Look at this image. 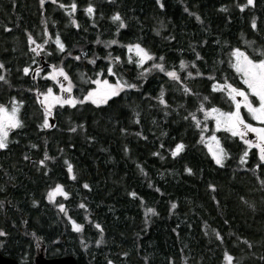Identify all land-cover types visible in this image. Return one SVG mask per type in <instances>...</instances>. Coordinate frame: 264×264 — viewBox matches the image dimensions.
<instances>
[{
	"label": "trees",
	"instance_id": "obj_1",
	"mask_svg": "<svg viewBox=\"0 0 264 264\" xmlns=\"http://www.w3.org/2000/svg\"><path fill=\"white\" fill-rule=\"evenodd\" d=\"M160 4L0 0V74L7 81H0V105L19 104L22 122L0 149L1 255L19 264H34L38 254L71 255L77 264H264V162L250 149L242 163L246 145L221 131L227 158L216 164L190 115L202 124L201 104L225 108L223 93L212 85L240 84L229 66L233 48H244L253 58L249 43L264 52V0ZM89 5L91 17L85 11ZM116 13L124 28L111 20ZM57 35L63 52L54 43ZM113 39L117 43L105 47ZM136 43L179 80L155 70L143 77L149 63L127 62L125 46ZM36 44L43 45L39 54L32 51ZM41 57L47 66L64 68L79 99L98 73L112 79L106 69L115 57L120 59L114 66L137 87L100 107L56 106L44 128L38 93L54 86L41 76L47 71ZM178 143L183 150L173 156ZM56 184L67 197L51 203L47 193Z\"/></svg>",
	"mask_w": 264,
	"mask_h": 264
},
{
	"label": "snow or ice",
	"instance_id": "obj_2",
	"mask_svg": "<svg viewBox=\"0 0 264 264\" xmlns=\"http://www.w3.org/2000/svg\"><path fill=\"white\" fill-rule=\"evenodd\" d=\"M43 3V0H41ZM157 4H160V0H156ZM248 5L253 4V0H247ZM163 7L162 4H160ZM64 7V5H61ZM76 5L73 3L71 5V9L74 11ZM245 5H239L241 11L244 10ZM86 13L89 17L93 14V7L89 5L85 9ZM187 11V10H186ZM197 20L200 19L199 16L196 17ZM111 20L116 23L118 22V28H124V21L121 19L118 13L114 14L111 17ZM73 25H76V21L72 20ZM78 26V25H77ZM252 28L256 29L255 18L252 21ZM45 37L48 36L47 31L44 33ZM28 40L30 43H34L32 36L29 35ZM44 43H48V40L45 39ZM54 43L56 47L63 52L64 44L61 42L60 37L57 35ZM117 43L116 40H110L105 42V47H108L111 44ZM43 47L42 44H36V47L32 49L33 52H36L37 49H41ZM128 52V62H134L137 67H141L146 61L153 60L152 54L149 53L145 48H143L139 43L136 44H128L125 46ZM37 54H39L37 52ZM260 55L264 57V52H261ZM135 57V60H133ZM79 57H77L78 59ZM119 57L113 58L114 61H119ZM164 57L161 56L160 60L163 61ZM90 63H94V61L90 60ZM230 66L234 69L236 74L238 75L240 82L245 86L243 89L240 87L233 86L231 83H228L227 80L224 81L222 85L213 84V91L221 90L226 91L228 97L232 101V105L234 106V110L223 112L217 108H211L209 110H205L203 104H201L199 111L204 112L205 118L212 116L215 120L216 129H224L229 132L233 137H239L248 148L255 147L258 150V157L261 162H264V58L261 59H253L250 58L244 51H241L238 48H233L231 50V59ZM52 67V66H50ZM186 67L185 62L183 60L180 61V68L184 69ZM195 67V65H193ZM153 69H158L161 72H164L168 77L179 80L177 72L174 70H166L164 64L154 62L152 64ZM0 69H3V65H0ZM108 73L114 75L112 62L110 61L108 65ZM25 74H28L29 69L25 67L23 69ZM147 72L148 69L145 68L143 70ZM39 68L35 70L36 75H39ZM143 74V73H142ZM189 76L192 75L191 72L188 73ZM196 75H200L199 71H197ZM99 77V73L97 74ZM47 77L52 81L56 82L61 93H66V96H62L60 94H54L53 88L48 87L46 93H38V95H43V107L45 111V120L42 127H49L47 116L51 114V109L54 105H59L63 107L64 105H68L70 107H74L77 104H83L85 101L90 102L92 105L97 107L108 105L109 101H112L113 98L119 96L120 92L125 89H135L137 87L134 83H128L123 81L122 79H117L115 83H110L108 79H94L92 83L96 85L95 88L87 91L85 95H83L82 99L75 97L73 93V84L69 80V76L66 74L63 67H52V71L47 74ZM58 77H62L63 81H67V84L58 80ZM0 81H4L7 83L4 75L0 74ZM185 92H188L187 88H184ZM254 97L258 103H254L253 100L250 99ZM160 103L164 104L165 101L163 97V90L160 94ZM239 97V99H237ZM208 97H204V100H207ZM115 102V101H113ZM22 103V101L20 102ZM245 110L248 115L251 117L253 121L258 122L259 126H254L252 123L246 121V119L241 114V109ZM19 105L14 101L11 109L6 108L4 105H0V149H4L8 144V135L9 131L15 129L17 127L22 126V122L18 117ZM193 121L195 122L197 127H201L199 120H197L194 113H190ZM207 129V125L203 126ZM74 131L75 129H71ZM253 134L255 139H248L249 134ZM201 136L203 138V132H201ZM209 143L207 144L208 151L212 155V159L216 164H222V154H224V150L220 147L219 140L213 134L212 136L207 138ZM215 143V149L213 148V143ZM35 147V145H33ZM183 144L178 143L175 146V149L172 150V155L176 156L179 151L183 150ZM248 155L247 149L241 155L240 159L243 163L245 158ZM48 159L47 153H45L44 159L40 161V164H44V161ZM67 164V161L65 162ZM69 178H72V165L67 164ZM186 171H190V169H186ZM87 187V185H85ZM56 195H61L67 197V193L63 191L62 186L60 184H56L54 189H51L47 193V199L49 202H52ZM131 195H135L132 193ZM2 206V203H0ZM61 211H64L65 205L60 203L57 205ZM83 207V205H81ZM175 207V205H173ZM149 211H152L149 209ZM73 229L77 232L81 230V225L73 222ZM97 228L100 226L97 224ZM5 235L3 231H0V236ZM96 243L99 245L102 243L101 240H97ZM82 245L86 248L87 245ZM224 259L226 261H231L232 257L225 253ZM111 264V262H110Z\"/></svg>",
	"mask_w": 264,
	"mask_h": 264
},
{
	"label": "rangeland",
	"instance_id": "obj_3",
	"mask_svg": "<svg viewBox=\"0 0 264 264\" xmlns=\"http://www.w3.org/2000/svg\"><path fill=\"white\" fill-rule=\"evenodd\" d=\"M51 1H53V0H51ZM54 41H55V39H54ZM244 45H245V44H244ZM251 45H252V44L249 43V46H250V47H248V46H247V47H248L250 53H251L255 58H253L252 56H250V55L246 52V50H245L244 48H243V49L240 48V50H241V51H244L245 54H247L250 58L257 59V60L263 58V57L260 55V53L262 52V50L259 49V48H255L254 46H251ZM35 47H36V45H34V48H35ZM41 49H42V48H41ZM41 49H37L36 52H40ZM126 51H127V48H126ZM128 55H129V54H128V52H127V56H128ZM133 58H134V60H135V57H133ZM230 59H231V53L229 54V62H230ZM42 61H43V63H45L44 60H42ZM111 62H112V61H111ZM127 62H128V60H127ZM154 62H156V63H160V62H158V60L154 59V57H153V60L146 61V62L142 65V66H144V65H146V64L148 65V63H149V66H148V67H145V68L148 69V71H147V72L142 71V73H143L142 76H143V77H146L147 75H149V74L151 73V71H153V70L157 71L158 73H163V74H165L164 72H161V71H159L158 69H153V68H152V64H153ZM114 63L116 64V61H115V62H112L113 72L115 73L114 75L108 73V70H107L108 67H107V69H106V75H107V76H108V75L112 76V79H108V78L102 76V74H99V77L97 76L96 79H97V78H99V79H108V81H109L110 83H115L116 80L119 78V79H122L123 81L128 82V81L123 77V75L121 74V72H119V71L117 70V67L114 66ZM229 66H230V63H229ZM46 67H47V71H45L43 74L41 73L42 78L48 79V80H50V81L53 83V86H54V88H53V93H54V94H60V95H62V96H66V95H67L66 93H61V92H60V89H59L58 85L56 84V82L52 81L51 79H49V78L47 77V74H48L49 72L52 71V67H59V66H52V67H50V66H46ZM145 68H144V69H145ZM230 68H231V70L236 74V72L234 71V69H233L231 66H230ZM144 69H143V70H144ZM165 75H166V74H165ZM236 75H237V74H236ZM166 76H167V75H166ZM237 78H238V80H239V82H240V79H239L238 75H237ZM58 80L61 81V82H63V83H65V84H67V81H63V78H62V77H58ZM69 80H70V77H69ZM70 81H71V80H70ZM80 81H81V82L83 81L84 84H88V81L82 79L81 77H80ZM90 83H91L92 87L89 88L87 91H89V90H91V89H93V88L96 87V85H95L94 83H92V81H91ZM128 83H129V82H128ZM223 83H224V82H223ZM223 83H218L217 85H222ZM228 83H229V82H228ZM72 84H73V83H72ZM233 86H235V85H233ZM236 87H240V88L243 89L245 86L240 82V84L237 85ZM87 91H86V93H87ZM217 91L223 93L224 104H225L226 106H225V108H220V107H214V108H217V109H219L220 111H223V112H228V111H232V110H234V106L232 105V101H231L230 98L228 97L226 91H221V90H217ZM45 93H46V92H45ZM86 93H85V94H86ZM72 94L74 95V86H73V93H72ZM85 94H84V95H85ZM74 96H75V95H74ZM237 99H239V97H237ZM250 99L253 100L254 103H258V101H256L254 97H251V96H250ZM42 101H43V95H39V103H40V104L42 105V107H43ZM85 102H87V101H85ZM12 105H13V103L10 104L9 106H5V107L8 108V109H11ZM18 105H19V104H18ZM56 106H59V105H54V106L52 107V109H51V114L47 116L48 123H49V121L52 119V112H53V110H54V108H55ZM211 108H213V107H211ZM211 108H208V109H205V110H209V109H211ZM43 110H44V107H43ZM19 114H20V105H19V111H18V117H19V119H20V115H19ZM202 114H203V119H204V121L202 122L201 127H200L201 132H203V138H202V136H201V138H202V140H203L204 143H205V147H206L207 151H208L207 144L209 143V141H208L207 138L210 137V136H212L213 134H214V135L217 137V139L219 140L220 147L224 150V147H223V145H222V143H221V140H220V138H219V136H218V133L221 132V131H222V132H227V131H225L224 129H216V126H215V120L212 118V116H209V117L205 118V116H204V112H202ZM241 114H242V116L246 119L247 122L252 123L254 126H259V125H258V122L253 121V120L251 119V117L248 115V113H247L245 110H243V108L241 109ZM44 120H45V111H44ZM205 124L207 125V129H205V128L203 127ZM17 128H18V127H17ZM17 128H15V129H17ZM15 129H12V130H15ZM12 130L9 131V134L11 133ZM228 133H229V132H228ZM237 138L240 139L239 137H237ZM247 138H248V139H251V140H254V139H255L254 135L251 134V133L248 135ZM240 140H241V139H240ZM8 141H9V135H8ZM241 141H242V140H241ZM242 142H243V141H242ZM212 143H213V148H214V150H216V149H215V143H214V142H212ZM246 149H247V150L255 149V150L257 151L256 153H258V150H257L255 147L248 148L247 145H246ZM208 152H209V151H208ZM209 154H210V153H209ZM210 156L212 157L211 154H210ZM257 156H258V154H257ZM226 158H227V153H226V151L224 150V154H222V164L225 162ZM258 158H259V157H258ZM53 189H54V188H53ZM63 191H64V189H63ZM64 192H65V191H64ZM57 197L65 198L64 196L56 195L55 198H54V200H53L51 203H54V201H55V199H56ZM72 224H73V222H71V226H72ZM72 227H73V226H72Z\"/></svg>",
	"mask_w": 264,
	"mask_h": 264
},
{
	"label": "water",
	"instance_id": "obj_4",
	"mask_svg": "<svg viewBox=\"0 0 264 264\" xmlns=\"http://www.w3.org/2000/svg\"><path fill=\"white\" fill-rule=\"evenodd\" d=\"M43 60V57H41ZM43 66H47V63H42ZM52 123V120H50ZM34 262L36 264H77L75 258L71 255L61 256V257H54V258H45L42 254H39L34 258ZM0 264H19L16 260L5 257L0 254Z\"/></svg>",
	"mask_w": 264,
	"mask_h": 264
},
{
	"label": "flooded vegetation",
	"instance_id": "obj_5",
	"mask_svg": "<svg viewBox=\"0 0 264 264\" xmlns=\"http://www.w3.org/2000/svg\"><path fill=\"white\" fill-rule=\"evenodd\" d=\"M38 255H39V254H38ZM38 255H36V256H38ZM36 256H35V257H36ZM35 257H34V258H35ZM33 263L36 264V263L34 262V259H33Z\"/></svg>",
	"mask_w": 264,
	"mask_h": 264
}]
</instances>
